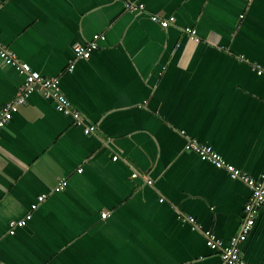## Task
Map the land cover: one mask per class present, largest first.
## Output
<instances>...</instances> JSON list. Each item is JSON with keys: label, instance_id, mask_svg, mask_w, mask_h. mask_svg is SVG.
I'll list each match as a JSON object with an SVG mask.
<instances>
[{"label": "crops", "instance_id": "obj_1", "mask_svg": "<svg viewBox=\"0 0 264 264\" xmlns=\"http://www.w3.org/2000/svg\"><path fill=\"white\" fill-rule=\"evenodd\" d=\"M153 15L175 22L162 29ZM94 35L104 40L90 58L74 59ZM0 45L57 79L95 128L84 134L38 91L12 113L0 132V264H221L203 232L227 245L251 192L187 145L253 179L264 171V0H0ZM23 81L0 56V111ZM256 216L238 245L247 264H264V209Z\"/></svg>", "mask_w": 264, "mask_h": 264}, {"label": "built area", "instance_id": "obj_2", "mask_svg": "<svg viewBox=\"0 0 264 264\" xmlns=\"http://www.w3.org/2000/svg\"><path fill=\"white\" fill-rule=\"evenodd\" d=\"M127 7L128 9H135L132 5L128 4ZM139 8L142 9L143 6H139ZM151 21L158 24L162 29H166L169 25L174 24L175 19L174 17L161 18L159 15H153L151 17ZM184 33L190 37H194L196 35L195 29L192 28H185ZM102 40H104V36L94 35L93 39L89 43L74 46V59H89L93 50L97 48V42ZM0 56L2 57L3 63L5 65L12 66L24 80L22 85L18 88L14 100L7 103L3 107L2 111H0V132L11 120L12 113L17 108L24 105L29 95L35 91L40 92L44 98L51 99L54 102L55 109L59 114L72 118L79 126H85L81 112L71 104L65 95H63L57 79L43 77L40 73L33 70L28 64L19 61L11 50L2 45H0ZM72 68L73 65L71 64L69 69ZM256 71L257 75L264 76V70L260 67H256ZM94 132L95 128L93 126H85L84 134L89 135ZM187 149L194 152L201 161L209 162L216 168L226 170L232 179L243 182L250 189L251 193L244 207V215L240 232L236 237H233L227 245H223L212 232H203L206 245L220 250L221 264H247L240 255L238 245L247 239L248 234L255 224L257 211L259 209H264V171H262L258 179H253L238 172L232 165L227 164L212 148L201 145L193 139L189 140ZM113 160H117V157H113ZM78 172H81V170H78ZM131 177L136 178L137 174L133 173ZM147 184L151 185L152 182L149 180L147 181ZM66 186L67 180L61 179L59 185L55 188V191L59 192ZM45 198V195L39 196L37 198V203L30 207V212L23 219L10 221L8 223L7 234L12 236L18 229L25 228L27 223L32 219V213L37 210L38 203L43 202ZM102 217H107V214L104 213ZM182 220L188 222L193 231L200 230L193 218L182 217Z\"/></svg>", "mask_w": 264, "mask_h": 264}]
</instances>
